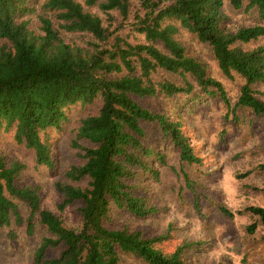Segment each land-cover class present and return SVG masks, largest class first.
<instances>
[{
	"label": "trees",
	"instance_id": "trees-1",
	"mask_svg": "<svg viewBox=\"0 0 264 264\" xmlns=\"http://www.w3.org/2000/svg\"><path fill=\"white\" fill-rule=\"evenodd\" d=\"M36 0H0V127L12 128L18 143L34 152L37 165L54 166L51 131L61 129L76 105L100 98L96 111L79 118L72 143L79 161L66 168V180L54 186L61 195L57 208L77 203L79 223L67 225L61 216L41 206L39 184H20L26 163L8 158L0 149V226L22 222V206L28 208V230L33 215L46 226L29 264H124L122 254H134L149 264H190L185 252L201 247L204 241H183L166 250L169 232L148 233L127 225H113L115 212L138 217L157 213L149 203L148 184L160 180L158 166L167 165L166 145L178 150L179 160L191 167L202 164L195 142L186 131L184 111H194L202 103L219 99L232 114V124L250 122L239 110L264 117V98L258 85L264 84V43L250 48L244 44L264 38V0H138L141 11L133 25L145 41L131 43L103 25L96 13L84 9L78 0H44L41 7L58 20L38 13L39 32L24 17L34 11ZM226 1L235 9L255 16V21L229 29ZM97 3L107 18L117 9L126 19L130 0H84ZM181 25L201 42L210 45L220 71L228 78H242L239 94L231 104L220 80L205 65L186 53L176 36ZM88 32L108 48L96 43L85 47L65 39L61 32ZM161 42L162 47L156 43ZM138 63V67L136 65ZM165 69L177 73L181 81L155 79L153 73ZM112 72L119 73L113 75ZM162 97L166 106L153 109L139 99ZM225 121L229 114H225ZM248 119V120H247ZM150 125V126H148ZM173 168V166L170 165ZM264 169V162L257 166ZM250 170L236 173L244 177ZM191 205L203 219L207 198L198 177L181 166L177 171ZM145 193H142V192ZM264 191V188H263ZM219 210L255 215L246 225L254 233L258 223L263 233L264 206L249 204L233 212L225 204ZM54 253L49 255L48 251Z\"/></svg>",
	"mask_w": 264,
	"mask_h": 264
},
{
	"label": "rangeland",
	"instance_id": "rangeland-1",
	"mask_svg": "<svg viewBox=\"0 0 264 264\" xmlns=\"http://www.w3.org/2000/svg\"><path fill=\"white\" fill-rule=\"evenodd\" d=\"M43 1L36 0L34 11L24 16L30 19L29 27L36 32H39L38 13L50 16L55 23L58 21L52 11L41 7ZM78 1L83 4L84 9L99 15L103 25L109 30L117 28L114 34L118 33L131 43L145 41L144 34L136 30L133 25L135 14L141 11L138 0H130L129 15L125 20L117 9L109 10L111 15L109 19L97 3L87 5L84 0ZM226 12L228 19L225 25L231 30L255 21L254 14L243 9H235L227 1ZM178 26L176 36L186 47V53L199 59L208 73L222 82L228 99L233 104L239 94L241 76L233 73L232 78L226 77L220 71L210 45L198 40L181 25ZM60 32L65 39L85 47H91L96 43L101 48H108L109 43L113 41V35L109 36L107 41H98L88 32L62 30ZM262 43L264 38L248 42L244 46L250 48ZM156 44L163 48L161 42ZM112 74L119 73L112 72ZM152 75L155 79L168 77L181 81L177 73L165 69H159ZM257 87L258 95L264 98V84H259ZM139 100L153 109L166 106V101L161 96L143 97ZM100 102V98H97L92 103L76 105L69 112L68 122L64 123L61 129L51 131L53 167L37 165L33 150L15 140L14 130L0 127V149L8 158H18L26 163L18 182L39 184L41 206L59 214L69 226H77L79 223L78 204L70 203L62 210L58 209L57 204L61 201V195L56 190L54 182L66 180L64 172L68 165L80 160L77 148L72 143L76 126L79 118L96 111ZM226 111L228 108L216 98L202 103L192 112L184 111L186 131L195 142L196 152L202 156V164L191 167L181 162L178 150L166 145L167 165L158 166L160 180L151 181L146 193L149 203L158 208L157 213L138 217L115 212L111 224L127 225L129 228L154 234L169 232L170 237L162 245L166 250L173 249L183 241H204L203 246L186 250L185 256L190 264H264V244L260 237L263 233L261 224L258 223L252 234L246 231V225L257 217L249 212L235 213L229 217L217 207V203H222L235 212L249 204L264 206V169L257 167L259 163L264 162V117H251L249 111L239 110L240 114L251 120L232 124V114ZM225 114H229L226 121ZM181 166L192 177H198L199 183L203 186L202 190L207 196L202 201L203 210L207 213L205 219L199 216L191 205L192 194L185 190L184 182L177 174ZM245 170H250V173L244 177L236 176V173ZM21 211L22 222L15 223L12 219L9 225L0 226V264L31 263L42 237L49 234L46 226L39 221L37 213L33 215V229L30 232L26 221L30 212L25 206H22ZM53 253V250L48 251L49 255ZM121 259L124 264H149L141 257L129 253L122 254Z\"/></svg>",
	"mask_w": 264,
	"mask_h": 264
}]
</instances>
